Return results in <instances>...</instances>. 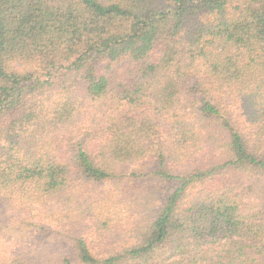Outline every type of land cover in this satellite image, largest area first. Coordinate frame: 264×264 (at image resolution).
Returning <instances> with one entry per match:
<instances>
[{"label":"trees","instance_id":"obj_1","mask_svg":"<svg viewBox=\"0 0 264 264\" xmlns=\"http://www.w3.org/2000/svg\"><path fill=\"white\" fill-rule=\"evenodd\" d=\"M0 208V264H264V0H0Z\"/></svg>","mask_w":264,"mask_h":264},{"label":"rangeland","instance_id":"obj_2","mask_svg":"<svg viewBox=\"0 0 264 264\" xmlns=\"http://www.w3.org/2000/svg\"><path fill=\"white\" fill-rule=\"evenodd\" d=\"M138 185L139 186L137 187L138 189L137 198H138L139 206L137 207V209L139 210L140 215L146 216L159 204V194H160L159 183L157 184L153 180H142ZM1 212H3L2 208H0V226L4 224L3 229L6 232L8 233L13 232L12 229H10L5 225L4 215H2Z\"/></svg>","mask_w":264,"mask_h":264}]
</instances>
